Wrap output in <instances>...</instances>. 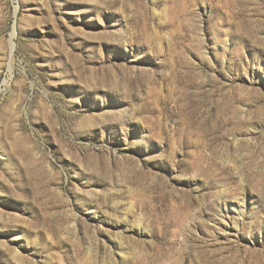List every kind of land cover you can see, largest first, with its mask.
<instances>
[{
  "label": "rangeland",
  "instance_id": "obj_1",
  "mask_svg": "<svg viewBox=\"0 0 264 264\" xmlns=\"http://www.w3.org/2000/svg\"><path fill=\"white\" fill-rule=\"evenodd\" d=\"M0 264H264V0H0Z\"/></svg>",
  "mask_w": 264,
  "mask_h": 264
}]
</instances>
